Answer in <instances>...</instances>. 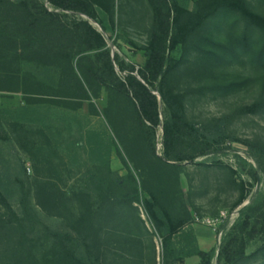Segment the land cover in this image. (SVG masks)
I'll use <instances>...</instances> for the list:
<instances>
[{
	"label": "rangeland",
	"instance_id": "1",
	"mask_svg": "<svg viewBox=\"0 0 264 264\" xmlns=\"http://www.w3.org/2000/svg\"><path fill=\"white\" fill-rule=\"evenodd\" d=\"M176 1L191 14L198 11V0ZM249 1L264 16V0ZM43 2L49 10L65 15L62 18L69 25L87 21L104 38L117 75L123 80L128 74L119 71L120 61L127 68L134 67L133 74L140 80L137 71L144 65L143 47L153 23L146 0H113V16L96 7V20L53 9ZM215 35L233 49L234 56L209 63L191 51L170 82L183 100L185 120L218 140L211 141L209 155L182 163L178 169L180 200L176 197L172 211L178 219L184 204L192 221L172 237L169 250L164 248L163 234L155 228L141 202L127 209L117 208L112 220L105 221L107 199L118 200L125 194L122 187H129L128 176L140 184V174L125 151V145L142 143L129 107L121 103V110L115 108L105 90L92 101L97 114L90 112L87 101L80 109L69 110L44 103L28 104L22 93L0 92V194L19 216L21 195L28 194L40 221L35 237H41L43 226L70 230L66 220L47 215L37 205L39 187L51 184L68 196L89 197L98 214L101 257L106 264H178L173 261L179 258L186 264V259L193 256H184V251L199 249L196 235L201 231L213 237L212 264H218L222 240L237 233L245 209L264 197V170L246 146V141L264 142V110L253 108L264 102V63L245 56L235 36ZM173 56L180 59L182 49ZM31 72L42 82L56 85L58 71L33 66ZM230 84L235 86L226 93L203 91L205 87ZM157 96L160 124L152 140L155 154L163 159V125L168 112ZM242 192L246 199L237 205ZM146 197L141 195L140 201ZM7 214L0 203V216ZM262 246L260 235L249 239L245 250L248 258L238 264H264V251L258 252Z\"/></svg>",
	"mask_w": 264,
	"mask_h": 264
},
{
	"label": "trees",
	"instance_id": "2",
	"mask_svg": "<svg viewBox=\"0 0 264 264\" xmlns=\"http://www.w3.org/2000/svg\"><path fill=\"white\" fill-rule=\"evenodd\" d=\"M45 1L53 9L93 20L97 19L96 7L113 16V0ZM198 1V11L191 14L176 0H146L153 23L143 47L145 62L137 71L140 80L133 74L134 67L127 68L118 61L119 71H128L122 80L114 70L104 38L87 21L69 25L62 18L65 15L49 10L43 0H0V92L22 93L28 104L44 103L69 110H78L87 101L90 112L97 114L92 101L105 90L115 108L121 103L129 107L142 143L125 145V151L140 174V184L132 175L128 176L129 187H122L125 194L118 200L107 199L105 221L112 220L117 208L123 210L141 202L155 228L163 234L166 250L172 247V237L192 221L184 204L183 215L178 219L172 211L176 197L180 200L178 169L182 163L209 155L211 141L218 140L185 120L183 100L172 88L171 78L191 51L209 63L224 62L226 57L234 56L233 49L218 41L215 33L235 36L245 56L264 63V16L254 9L253 3ZM179 48L183 56L176 59L173 54ZM33 66L58 71L56 85L39 80L31 72ZM234 86L205 87L203 91L226 93ZM155 92L168 112L163 125V159L155 154L152 140L160 124ZM253 106L264 110V102ZM246 146L264 170V142L246 141ZM143 194L147 197L140 201ZM245 199L242 192L237 205ZM36 200L47 215L66 220L70 230L43 226L41 237H35L40 221L29 204L28 194L21 195L20 216L0 194V203L8 212L6 217L0 216V264H106L101 257L98 214L87 195L68 196L51 184H44L39 187ZM236 230V234L222 240L218 264L246 260L249 239L256 235L263 241L258 252L264 251V197L245 209ZM184 256H197L200 264H212L215 250L204 252L195 248L184 251ZM173 262L184 264L182 258Z\"/></svg>",
	"mask_w": 264,
	"mask_h": 264
},
{
	"label": "crops",
	"instance_id": "3",
	"mask_svg": "<svg viewBox=\"0 0 264 264\" xmlns=\"http://www.w3.org/2000/svg\"><path fill=\"white\" fill-rule=\"evenodd\" d=\"M196 236L199 245V250L208 252L213 248L214 239L210 233H207L206 231H201ZM186 264H199V258L197 256L188 258L186 259Z\"/></svg>",
	"mask_w": 264,
	"mask_h": 264
},
{
	"label": "built area",
	"instance_id": "4",
	"mask_svg": "<svg viewBox=\"0 0 264 264\" xmlns=\"http://www.w3.org/2000/svg\"><path fill=\"white\" fill-rule=\"evenodd\" d=\"M196 222H202L205 223V221H200L199 219H196ZM207 224H210V222H206Z\"/></svg>",
	"mask_w": 264,
	"mask_h": 264
},
{
	"label": "water",
	"instance_id": "5",
	"mask_svg": "<svg viewBox=\"0 0 264 264\" xmlns=\"http://www.w3.org/2000/svg\"><path fill=\"white\" fill-rule=\"evenodd\" d=\"M157 95V94H156Z\"/></svg>",
	"mask_w": 264,
	"mask_h": 264
}]
</instances>
